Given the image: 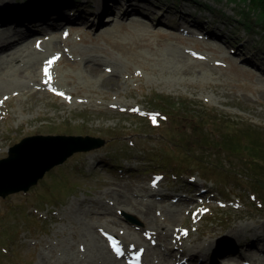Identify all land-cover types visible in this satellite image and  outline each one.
Masks as SVG:
<instances>
[{
  "label": "rangeland",
  "instance_id": "obj_1",
  "mask_svg": "<svg viewBox=\"0 0 264 264\" xmlns=\"http://www.w3.org/2000/svg\"><path fill=\"white\" fill-rule=\"evenodd\" d=\"M15 1V5L23 1L29 4L12 17L34 27L37 19H42L36 15L55 3L76 13L74 4L66 0ZM88 1L94 5L96 0ZM106 1L109 9L101 19L102 25L107 26H99L98 31L83 28L82 20L74 19V14L71 25L52 22L58 25L54 31L47 20L40 34H26L28 45L24 46L22 58L34 66V58L26 56L29 51L47 45L54 34L61 40L60 48L45 53L41 60L55 57L56 63L48 74L50 87L43 84L44 80H40L41 86L29 80L25 88L34 92L27 97L20 91V84L14 86L19 77L9 76L8 70L16 61L2 65L6 70L0 77V86L9 89L0 93V158L7 156L14 143L36 134L88 135L100 137L105 143L73 153L28 191L0 197V264H100L88 239L94 231L101 239L102 231L116 234L126 251H130L132 233L146 236L144 240L149 237L146 242L151 247L178 239L179 249L173 256L180 260L197 251L199 244L211 250L229 227L230 231L241 229L236 236L242 234L248 240L254 237L253 233H264V28L245 42L243 50L253 45L247 54L237 46L223 43L225 31L234 32L238 42L246 38L242 30H232L237 9L232 0H197L188 8L193 14L188 16L193 25L194 20L206 18L221 27L205 20L204 28L213 29L220 39L208 33L207 39L197 37L190 31L194 29L192 25L179 26L183 18L178 14L186 9L181 0H168L166 4L162 0L170 10L158 8L168 15L164 23L172 26L156 34L129 25L128 20H122L119 26L108 25L110 16H105L116 13L117 7L115 2ZM132 2L140 9L143 4L148 6L145 0ZM209 4L215 14L210 13ZM152 21L151 17L147 22ZM7 31V27H0V40ZM179 50L188 59H182ZM244 54L250 57V63L243 61ZM86 57L92 60L91 65L100 63L102 74L112 76L107 79L110 89H99V75L81 71L82 59ZM239 64L243 70L235 67ZM45 66L41 69L38 64L37 72ZM27 67L28 63L23 66ZM161 97L183 100L187 107L200 113L171 116L158 107L156 100ZM206 112L220 118L221 124L207 123L201 129L185 120L208 121ZM6 134L10 138L1 140ZM170 137L187 141L192 155L209 161L221 174L227 172L228 179L220 177L215 185L203 179L197 169L191 171L196 165L181 155V149L170 146ZM249 140L253 143L251 148L247 146ZM91 154L94 155L90 159ZM165 156L171 163H166ZM155 178L160 180L156 182ZM150 188L155 193L152 199L148 196ZM207 189L205 194H199ZM186 191L195 197L193 204L183 197ZM116 196L148 203L162 219L173 205L181 210L180 220L172 222L167 233L163 228L153 230L135 213L118 207ZM177 197H183L186 205L181 207L184 203ZM210 206L212 212L204 216ZM110 212L122 226H106L105 219L97 221L99 217L112 219ZM214 230L220 233L214 234ZM237 242L234 237L219 243L214 250ZM165 254H169L168 249ZM242 257L227 264L258 263L247 260L245 252ZM217 260L222 264L223 260ZM117 261L123 264L126 259ZM172 261L175 264L177 260Z\"/></svg>",
  "mask_w": 264,
  "mask_h": 264
},
{
  "label": "bare ground",
  "instance_id": "obj_2",
  "mask_svg": "<svg viewBox=\"0 0 264 264\" xmlns=\"http://www.w3.org/2000/svg\"><path fill=\"white\" fill-rule=\"evenodd\" d=\"M110 1L115 2L117 8L114 11L116 12L114 13L115 15H113L112 17H108L107 20L108 22H110V24L108 25L117 24L119 26L122 25V20L124 22L128 20L127 22L129 23V25H135L136 27L138 26L140 30H144V31L151 30L153 31L154 34L160 31H165V32L168 31L166 24L163 21L164 20L163 17H168V15L165 13H161L160 9L158 8V7L162 8V6L164 5L162 0H155L156 2H152L151 0H145L148 3V6H146L143 9H140L138 5H134L132 0H110ZM98 2L101 5H98ZM15 4H16L15 0H0V6L3 7V8L0 7V13L1 14L3 13L11 14L14 12L21 13L25 9V7L29 4V1H23V3L21 4L19 3L17 5ZM107 5L108 3L106 0H96L94 1V5L90 4L88 0H84L82 3L74 4V8L76 9L74 19L76 20L81 19L82 20L81 26H83V28L88 29L92 27L93 29H96L98 31L101 27L107 26V25H102L103 21L101 19L103 13L109 9ZM83 6L86 9V14L84 15L82 14L84 9ZM34 7H36V5H34ZM165 10L167 11V8H165ZM183 12L185 14V19L183 18V20L179 22V26H185L184 24H186L187 21L190 19V17L193 16V14L187 8ZM139 15L152 17L153 19L152 23L141 21ZM36 16H41V18H45V19H37L35 23L36 24L35 27L26 20L16 19L17 22L23 23V27L11 28L7 32L3 33V36L1 37L0 40V67H2V69L0 70V77L3 78L4 72L6 70V67L2 65H4V63H9L11 61H16L15 64H12L10 66L12 69L10 68V70H8V72L10 73L9 76L11 75L10 79L12 78L16 79L17 77H19V79L15 81L14 86L20 84L19 85V87L21 88L20 91L26 93L25 95L27 97L34 92L32 90L28 91L25 88V85H29L28 81L30 80L33 82L34 85L38 84L39 86H41L40 80L47 81L48 74L51 72V69H53L54 65L51 68H49L48 74H44L43 71L37 72L36 70L37 65L39 64L40 68L42 69V65L46 63L44 61H41L43 60L45 53H49L50 51H53L56 48H60V46L62 45L60 38L54 34L51 40L46 41L48 43L47 45L45 46L40 45L39 48L29 51L28 54L26 55L28 58H32V57L34 58L33 62L35 63L37 62L35 66L32 65V62L29 61L28 59H26L25 61V59L22 58L23 55L22 51L24 50V46L28 45L26 34L31 31H34L35 34H40V32L45 29V23L47 22V20L56 19L59 17V14L55 10L46 9L45 11H42ZM0 17L2 16L0 15ZM128 17L130 18L128 19ZM5 21H9V19L0 18V24L4 23ZM195 23L197 24L198 27L203 28L204 20L198 19L195 20ZM52 27L54 31L58 29V25H54ZM76 29L79 30L78 25ZM207 33L209 35L216 34L212 29L208 30ZM216 36L218 37V35ZM13 56L16 57L10 58ZM50 56L46 57V59L50 58ZM179 56L182 59H188L187 55L180 50H179ZM173 57L176 58V56ZM82 60L84 62V67L82 66L83 69L81 71H83L85 74L87 73V75H99L101 77V80L99 82V89L101 90L105 88L110 89L107 79L112 78V76L101 73L103 70L100 67V63L95 62L94 65H91L89 62L91 59L88 57ZM243 61L244 62L248 61L250 63V57L244 54ZM22 62H25V64L28 63V67L23 68L25 64L22 66L21 64ZM235 67L243 70L240 64L236 65ZM23 69L26 70L25 73H23L24 72ZM262 74L264 75V70H262ZM8 89H9L8 87L0 86V93L3 91L4 92L8 91ZM9 138L10 135L6 134L3 138H1V140H6ZM1 152H3L2 147L0 148V153ZM93 155L94 154H91L89 158L91 159ZM152 190L151 188L149 189L150 194L148 195L151 199L155 194ZM182 198L183 197H179L178 199L180 203L185 202ZM194 200L195 197L190 199L189 201L191 202L190 204H193ZM115 204L118 207H122L129 212L135 213V215L139 217L140 220L145 221L151 229L153 230L155 229L157 231V228L160 229L163 228V230H165L164 233H167L168 232L167 227L172 222H178L181 216V210L179 208L174 207L171 204H169L171 205V207L167 209V211H165L163 215V219L156 215L155 208L153 206H151L148 203L142 204L139 199L132 200L131 197L116 196ZM185 205L186 203L182 204L181 207ZM108 215H112L113 218L108 219V218L99 217L97 218V221H101V219H105L106 226H110V225L119 226V227L122 226V223L118 221L119 220L118 217L113 215L112 212H110ZM230 228L231 227L228 228V231L227 233H225L224 236H222L219 239H216V242L213 245L214 247H216L219 243L223 241L232 240L234 239V237L237 238L238 240L236 244H230L229 246H219L215 248V250L213 247L211 250L208 251L207 249H205V245L199 244L196 246L197 251L193 252L190 255V261L194 262L195 264H206V263L212 264L214 263V261H216L217 257H220L223 259V264H227L231 260L241 259L242 257L237 253L240 249H242L244 250L247 256V260H249L250 262L258 261L257 264H264V233H261L259 236L253 233L254 237L248 240L247 238L244 239V236L242 234L236 236L238 233L242 232L241 229H239L238 231L237 230L230 231L229 230ZM247 228L250 227L247 226ZM213 232H216V230H214ZM132 235L133 237L130 243L135 247L139 246L137 250H140L142 253L139 258L138 264H173L174 263L172 259L173 258L176 259V256H173V253H175L179 249V247L177 246L179 242L177 240L174 241L170 240L169 242L167 241L162 246L157 245L156 247H151L148 246L146 242V240L149 239V237L146 240H144L146 236L142 237V234L140 233H132ZM88 239L93 243L95 254L99 258L100 264H121L120 261H117L118 259H115V257L113 256L107 245H105L106 242L104 238L101 239L95 233V231L93 232L92 236L88 237ZM254 240H257V242H255ZM165 249H168L169 254H165ZM152 254L155 255L154 258H152ZM156 257L158 258V260H156ZM123 264H127V263L124 262Z\"/></svg>",
  "mask_w": 264,
  "mask_h": 264
},
{
  "label": "water",
  "instance_id": "obj_3",
  "mask_svg": "<svg viewBox=\"0 0 264 264\" xmlns=\"http://www.w3.org/2000/svg\"><path fill=\"white\" fill-rule=\"evenodd\" d=\"M100 137L81 135H32L21 139L0 159V196L27 191L45 172L77 151L104 144Z\"/></svg>",
  "mask_w": 264,
  "mask_h": 264
},
{
  "label": "trees",
  "instance_id": "obj_4",
  "mask_svg": "<svg viewBox=\"0 0 264 264\" xmlns=\"http://www.w3.org/2000/svg\"><path fill=\"white\" fill-rule=\"evenodd\" d=\"M230 1V0H229ZM231 2V1H230ZM232 2L235 3L237 6V9L234 11L235 14V20L238 22L240 25H234L236 27L234 28H245V29H259L258 32H260L264 28V0H232ZM230 16L228 17V19ZM245 26V27H244ZM259 26V27H258ZM253 30V32H255ZM185 101V100H184ZM158 107L161 109H164L168 112L171 113V116H178V115H184L190 114L191 112L199 114V111L193 110L190 106L187 107L183 103V100H174L170 98H165L161 97L160 99L156 100ZM186 103L188 101H185ZM207 113V112H206ZM210 117L208 121H202L200 118L199 119H185L186 121L193 122L197 127L204 126L207 123H219L221 124V119L215 117L214 115L207 113ZM171 144L179 150L181 149L183 151L182 154H184L185 159H190V148L187 141H184L182 138H173L170 137ZM248 148H251L253 145L252 141H248ZM167 158L166 163H171V160L169 159L168 156H165ZM192 162L195 164H200L201 167L199 168V171L203 176L207 175L210 177L216 176V181L220 182L221 178L224 175L221 174L219 171L217 172L214 166L209 165V161L205 160L203 161L200 157L197 156V154L194 156V158L191 159ZM186 169V167H183ZM229 175L226 174L225 178L228 177Z\"/></svg>",
  "mask_w": 264,
  "mask_h": 264
},
{
  "label": "snow or ice",
  "instance_id": "obj_5",
  "mask_svg": "<svg viewBox=\"0 0 264 264\" xmlns=\"http://www.w3.org/2000/svg\"><path fill=\"white\" fill-rule=\"evenodd\" d=\"M55 58H53V60H54ZM53 61L52 60H50V61H48V64H51ZM45 74H47V69H45ZM61 95H62V93H61ZM153 123H155V118H153ZM117 252L119 251L118 249L116 250Z\"/></svg>",
  "mask_w": 264,
  "mask_h": 264
}]
</instances>
